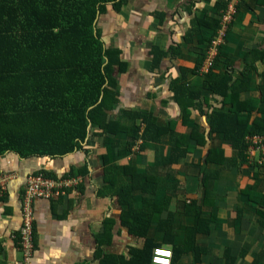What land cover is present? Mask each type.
<instances>
[{
  "label": "crops",
  "instance_id": "0c3cea01",
  "mask_svg": "<svg viewBox=\"0 0 264 264\" xmlns=\"http://www.w3.org/2000/svg\"><path fill=\"white\" fill-rule=\"evenodd\" d=\"M229 6L236 11L223 23ZM97 29L104 46L116 52L110 76L117 101L109 120L129 124L126 112H142L158 126L172 123L174 134L183 136L179 147L189 151L179 158L175 151L172 161L168 134L158 142L132 141L123 132L93 129L81 149L64 156L5 154L0 157V175L7 177V189L0 194V264L23 260L20 230L27 181L44 172L58 179L74 172L82 182L75 191L35 202L31 264H104L108 257L107 264L133 263L132 251L141 249L144 239L121 224L117 197L109 189L100 193L107 183L103 156L109 149V163L157 178L154 202L169 199L159 216L165 221L175 215L162 228L171 226L176 244L183 246L194 223L185 207L195 204L204 219L216 218L208 234L196 235L198 259L187 252L175 264H264V167L253 151V138L261 135L253 132L261 130L258 121L264 123V0H125L117 11L107 5ZM218 39L222 42L216 46ZM213 45V66L206 72ZM171 86L178 87V100ZM216 115H231L232 124L212 131ZM236 117L242 124L235 123ZM134 123L140 133V119ZM131 141L129 150L117 155ZM80 170H85L83 177ZM114 180L120 184L129 177ZM147 196L135 189L134 208ZM155 228L147 236L161 243Z\"/></svg>",
  "mask_w": 264,
  "mask_h": 264
},
{
  "label": "trees",
  "instance_id": "16d2710c",
  "mask_svg": "<svg viewBox=\"0 0 264 264\" xmlns=\"http://www.w3.org/2000/svg\"><path fill=\"white\" fill-rule=\"evenodd\" d=\"M124 1L0 0V157L7 153H17L23 158L64 156L81 149L93 129L109 134L123 132L132 141L158 142L162 135L168 134L172 161L177 159L175 151L178 150V158L189 151L179 147L183 136L174 134L172 123L158 126L154 118L142 112H126L129 124L109 120L108 112L117 101L115 81L110 76L112 65L117 63L116 52L104 46L97 20L108 4L117 11ZM171 88L177 99L178 87ZM183 106L188 115L187 107ZM230 118L231 115H216L212 118L211 130L219 131L221 124H232ZM136 119L143 125L140 133V127L134 123ZM235 121L242 124L240 117ZM258 124L261 130L253 133L264 135V123L258 121ZM132 141L117 150V155L129 150ZM110 155L109 149L103 156L107 183L100 193L109 189L117 197L123 208L121 224L130 234L144 239L141 249L132 251V264H149L152 249L164 245H171L172 264L187 252L198 259L196 235L208 234L216 218L204 219L202 209L195 204L185 207V214L194 223L187 228L183 246L176 244L171 226L162 228L168 227L175 215H169L165 221L159 216L169 199L159 204L154 202L157 178L137 173L130 166L109 163ZM79 174L83 177L85 170ZM117 175H127L129 180L116 184ZM69 176L76 175L71 172L64 177ZM135 189L148 195L142 199L139 209L133 206ZM153 224L156 234L163 236L161 243L147 236ZM104 236L105 232L99 235L98 242L104 243ZM105 261L102 262L107 264Z\"/></svg>",
  "mask_w": 264,
  "mask_h": 264
},
{
  "label": "built area",
  "instance_id": "2783aa9c",
  "mask_svg": "<svg viewBox=\"0 0 264 264\" xmlns=\"http://www.w3.org/2000/svg\"><path fill=\"white\" fill-rule=\"evenodd\" d=\"M223 17V23H227L235 13V7L229 6ZM222 39H218L213 44L218 46ZM209 54L204 71H208L213 66L215 46ZM256 144L253 151H258V162L264 167V135H257L253 138ZM7 177L0 175V194L7 189ZM82 182L81 176H69L65 178H52L44 173H34L28 177L27 190L23 198V225L20 230V248L23 253V260L20 264H31L35 251V202L38 199L51 200L60 195H65L68 189L76 190ZM173 252L167 247H155L152 249L149 264H172Z\"/></svg>",
  "mask_w": 264,
  "mask_h": 264
},
{
  "label": "clouds",
  "instance_id": "9594fccd",
  "mask_svg": "<svg viewBox=\"0 0 264 264\" xmlns=\"http://www.w3.org/2000/svg\"><path fill=\"white\" fill-rule=\"evenodd\" d=\"M159 247V246H158ZM168 248V247H167ZM172 250V249H171Z\"/></svg>",
  "mask_w": 264,
  "mask_h": 264
},
{
  "label": "rangeland",
  "instance_id": "374dc122",
  "mask_svg": "<svg viewBox=\"0 0 264 264\" xmlns=\"http://www.w3.org/2000/svg\"><path fill=\"white\" fill-rule=\"evenodd\" d=\"M65 178V177H64Z\"/></svg>",
  "mask_w": 264,
  "mask_h": 264
}]
</instances>
